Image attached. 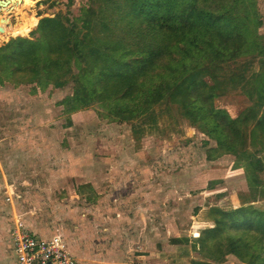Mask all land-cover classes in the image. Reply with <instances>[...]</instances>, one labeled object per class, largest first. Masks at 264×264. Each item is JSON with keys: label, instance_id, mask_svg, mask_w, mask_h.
Here are the masks:
<instances>
[{"label": "trees", "instance_id": "trees-1", "mask_svg": "<svg viewBox=\"0 0 264 264\" xmlns=\"http://www.w3.org/2000/svg\"><path fill=\"white\" fill-rule=\"evenodd\" d=\"M51 1V0H46ZM54 3V2H52ZM73 0H68L67 9ZM247 0H87L79 14L41 18L0 46V85L72 93L70 115L95 106L129 124L135 142L173 112L242 162L247 192L213 209L191 241V264H264V37ZM6 13V12H5ZM67 126L71 119L67 118ZM185 245L187 238L171 239Z\"/></svg>", "mask_w": 264, "mask_h": 264}, {"label": "rangeland", "instance_id": "rangeland-1", "mask_svg": "<svg viewBox=\"0 0 264 264\" xmlns=\"http://www.w3.org/2000/svg\"><path fill=\"white\" fill-rule=\"evenodd\" d=\"M86 1L73 0L70 16ZM251 2L264 37V0ZM67 3L9 0L0 8L9 29L0 46L28 37L41 18L66 13ZM31 88L0 85V264H15L8 242L13 212L35 231L64 238L83 264L201 260L191 241L214 228L213 209L239 205L238 194L248 190L242 162L173 112L135 142L129 124L103 118L97 106L64 113L59 103L71 84ZM11 187L21 195L13 205L5 200ZM252 204L264 209V200ZM173 238H187L186 252ZM222 264L241 263L227 256Z\"/></svg>", "mask_w": 264, "mask_h": 264}, {"label": "built area", "instance_id": "built-area-1", "mask_svg": "<svg viewBox=\"0 0 264 264\" xmlns=\"http://www.w3.org/2000/svg\"><path fill=\"white\" fill-rule=\"evenodd\" d=\"M19 199L21 195L14 188L9 189L5 196L11 205ZM11 223L8 236L15 264H83L61 236L42 238L15 212Z\"/></svg>", "mask_w": 264, "mask_h": 264}, {"label": "crops", "instance_id": "crops-1", "mask_svg": "<svg viewBox=\"0 0 264 264\" xmlns=\"http://www.w3.org/2000/svg\"><path fill=\"white\" fill-rule=\"evenodd\" d=\"M79 112H80V111H79ZM11 188H14V187H11ZM11 188H8V190L11 189ZM14 189H15V188H14ZM8 190L5 192V196H6L7 192H8ZM15 192H16L17 194L19 193L17 190H15ZM34 230H35V229H34ZM36 231L38 232V235H39V236H41L42 238H45V239H48V238L54 236V235L50 236L49 234L42 233V232H40V231H38V230H36ZM56 235H57V234H56ZM8 242H9V236H8ZM9 245H10V242H9ZM10 247H11V245H10ZM11 253H12V256H13V259H14V254H13L12 249H11ZM96 262H97V264H105V262H102V261L99 260V259H97ZM14 263H15V262H14ZM133 264H148V263L136 262V263H133Z\"/></svg>", "mask_w": 264, "mask_h": 264}, {"label": "bare ground", "instance_id": "bare-ground-1", "mask_svg": "<svg viewBox=\"0 0 264 264\" xmlns=\"http://www.w3.org/2000/svg\"><path fill=\"white\" fill-rule=\"evenodd\" d=\"M7 21H0V34H7L8 33V28L6 27ZM28 32V31H27Z\"/></svg>", "mask_w": 264, "mask_h": 264}, {"label": "water", "instance_id": "water-1", "mask_svg": "<svg viewBox=\"0 0 264 264\" xmlns=\"http://www.w3.org/2000/svg\"><path fill=\"white\" fill-rule=\"evenodd\" d=\"M9 0H2L0 1V8L2 9L3 7H5L8 4ZM0 21H4V20H0Z\"/></svg>", "mask_w": 264, "mask_h": 264}]
</instances>
